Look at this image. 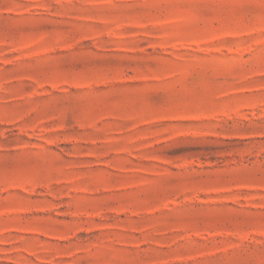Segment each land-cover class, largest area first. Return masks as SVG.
<instances>
[{"label":"rangeland","instance_id":"obj_1","mask_svg":"<svg viewBox=\"0 0 264 264\" xmlns=\"http://www.w3.org/2000/svg\"><path fill=\"white\" fill-rule=\"evenodd\" d=\"M0 264H264V0H0Z\"/></svg>","mask_w":264,"mask_h":264}]
</instances>
